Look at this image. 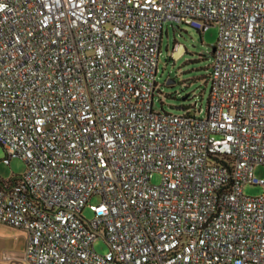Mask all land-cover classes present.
<instances>
[{"label":"built area","instance_id":"obj_1","mask_svg":"<svg viewBox=\"0 0 264 264\" xmlns=\"http://www.w3.org/2000/svg\"><path fill=\"white\" fill-rule=\"evenodd\" d=\"M168 24L219 30L204 116L155 109ZM0 144L31 264H264V0H0Z\"/></svg>","mask_w":264,"mask_h":264},{"label":"rangeland","instance_id":"obj_2","mask_svg":"<svg viewBox=\"0 0 264 264\" xmlns=\"http://www.w3.org/2000/svg\"><path fill=\"white\" fill-rule=\"evenodd\" d=\"M218 34L217 27H211L204 33H200L186 25L168 24L165 26L158 74V82L162 85L163 96L159 97L157 94L155 98L156 110L183 114L184 110L179 107H196V110H203L202 116L205 115L210 93L206 77L212 64V50L217 42ZM181 44L186 48V52L179 58L173 57V53L180 48ZM169 79L174 82L171 86L167 84ZM5 157V150L0 144V179L7 180L13 176H23L26 171V163L20 158L13 157L10 165H7L3 161ZM254 175L260 180L264 179V166H257ZM152 183L160 184L161 176L155 174ZM262 194L261 186L245 188L247 196L258 197ZM100 202L101 199L97 196L91 200V204L94 205ZM84 217L88 220L94 217L88 207L84 210ZM26 243L27 233L25 230L0 227V264H31L21 259V251L25 249ZM96 250L104 254L107 251V246L99 241L96 244ZM11 253H17L19 260L5 258V255Z\"/></svg>","mask_w":264,"mask_h":264},{"label":"water","instance_id":"obj_3","mask_svg":"<svg viewBox=\"0 0 264 264\" xmlns=\"http://www.w3.org/2000/svg\"><path fill=\"white\" fill-rule=\"evenodd\" d=\"M215 49L213 48V50L212 51H214ZM186 52V48L184 47V45H180V48L176 51V52H174L173 53V57H175V58H179L180 56H182L184 53ZM174 82L171 80V79H169V80H167V84L168 85H172ZM179 109H181L182 110V108H180L179 107Z\"/></svg>","mask_w":264,"mask_h":264},{"label":"trees","instance_id":"obj_4","mask_svg":"<svg viewBox=\"0 0 264 264\" xmlns=\"http://www.w3.org/2000/svg\"><path fill=\"white\" fill-rule=\"evenodd\" d=\"M200 33H203L202 31H199ZM202 58V57H201ZM210 71H211V65H210ZM210 71H209V73H208V75H207V77H206V82H207V84H209V78H210ZM169 86H171V85H169ZM210 87V86H209ZM180 108H182V109H189V108H185V107H180ZM14 178H20L21 176H19V177H17V176H13Z\"/></svg>","mask_w":264,"mask_h":264},{"label":"crops","instance_id":"obj_5","mask_svg":"<svg viewBox=\"0 0 264 264\" xmlns=\"http://www.w3.org/2000/svg\"><path fill=\"white\" fill-rule=\"evenodd\" d=\"M2 226H6V227H12V226H9V225H0V227H2ZM14 228V227H13ZM18 229V228H17ZM27 244V243H26ZM26 247V246H25ZM24 251H25V249L24 250H22L21 252H22V254L24 253ZM16 255L17 253H11V255Z\"/></svg>","mask_w":264,"mask_h":264}]
</instances>
